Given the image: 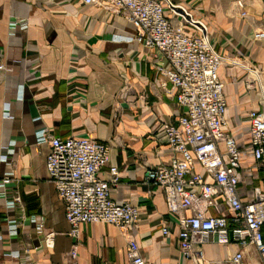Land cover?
Returning <instances> with one entry per match:
<instances>
[{
  "label": "crops",
  "instance_id": "obj_1",
  "mask_svg": "<svg viewBox=\"0 0 264 264\" xmlns=\"http://www.w3.org/2000/svg\"><path fill=\"white\" fill-rule=\"evenodd\" d=\"M173 1L206 18L217 52L248 58L264 71V41L254 38L264 32V0H243L248 18L237 9L239 0ZM134 35L125 19L77 0H0V264H69L74 239L49 178L46 131L64 140L110 144L111 160L102 176L109 180L110 169L117 167L121 179L113 199L141 211L132 235L114 226H84L77 264H132L133 239L147 264H196L180 252L164 192L146 181L150 169L173 159L169 145L158 138L161 123L173 120L178 106L173 85L161 84L154 53ZM220 77L229 129L244 145L257 96L247 95L244 69L227 64ZM5 179L12 181L7 187ZM168 222L174 231L165 237ZM50 233L56 234L53 249L45 243ZM240 252L243 264H264L255 248L237 243L206 246L204 264H233Z\"/></svg>",
  "mask_w": 264,
  "mask_h": 264
},
{
  "label": "built area",
  "instance_id": "obj_2",
  "mask_svg": "<svg viewBox=\"0 0 264 264\" xmlns=\"http://www.w3.org/2000/svg\"><path fill=\"white\" fill-rule=\"evenodd\" d=\"M85 7H97L115 14L135 29V42L153 54L156 72L166 89L171 83L178 109L174 119L161 123L159 140L172 153L169 164L147 172L146 181L162 190L168 213L175 219L179 249L186 261L205 263L210 244L253 247L264 261V81L260 74L246 69L236 59L217 52L206 20L194 9L173 0H77ZM237 9L248 18L246 3ZM264 41V32L255 34ZM240 66L250 72L245 79L247 95L257 96L258 108L250 111L247 142L231 133L226 85L220 77L225 65ZM51 148L47 170L51 183L65 209L74 239L69 264L80 257L82 229L88 225H108L123 234L138 230L141 211L130 202L113 199L121 171L110 169V179L102 174L108 168L113 147L87 138H57L46 131ZM12 183L5 179V187ZM21 203L19 196L15 197ZM40 231L45 230L41 225ZM172 222L162 234L171 236ZM56 234L45 237L46 246L55 247ZM132 264H147L139 243L130 242ZM233 264H243L244 253L236 254Z\"/></svg>",
  "mask_w": 264,
  "mask_h": 264
},
{
  "label": "rangeland",
  "instance_id": "obj_3",
  "mask_svg": "<svg viewBox=\"0 0 264 264\" xmlns=\"http://www.w3.org/2000/svg\"><path fill=\"white\" fill-rule=\"evenodd\" d=\"M195 11V10H194ZM199 19V18H198ZM202 20H206V18L204 19V18H202ZM207 24L209 25V27H210V30H211V25L207 22ZM224 57H228V56H226V55H224V54H222ZM233 59H236L237 61H239L240 63H241V65L242 66H244L246 69H250V70H252V71H255V72H257L258 74H260V76H261V79L264 81V71H263V69L260 67V66H258L256 63H254L253 61H251L250 59H245V58H242V57H240L239 55L238 56H236L235 58H233ZM234 67H239V68H242V67H240V66H234ZM243 69V68H242ZM245 70V69H244ZM245 72H246V77H247V75L248 74H250V72H248L247 70H245Z\"/></svg>",
  "mask_w": 264,
  "mask_h": 264
}]
</instances>
